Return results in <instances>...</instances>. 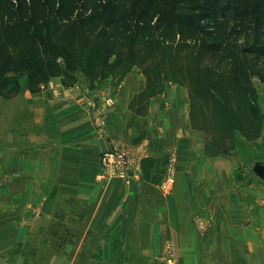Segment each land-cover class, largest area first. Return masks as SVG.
Segmentation results:
<instances>
[{
    "label": "crops",
    "instance_id": "crops-1",
    "mask_svg": "<svg viewBox=\"0 0 264 264\" xmlns=\"http://www.w3.org/2000/svg\"><path fill=\"white\" fill-rule=\"evenodd\" d=\"M133 67L132 70L137 71L138 67ZM114 79L108 76L92 85L87 78L80 77L75 83L64 85L60 76H54L33 95L26 88L11 99L0 95V162L7 165L12 162L14 142H45L39 146V161H46L49 156L48 160L55 164L52 178L56 180L54 189L48 194L56 195V202L58 196H71V202L55 205L54 220L59 227L56 234L62 237L64 226L82 229L80 235L76 229L77 234H71L70 241L87 245L85 254H81L86 259L85 264H165L158 259L163 244L169 240L173 244L183 242L184 228L194 227L191 217L195 212L201 217L207 216L210 209L215 215L219 213L213 223L215 226L223 225V210L241 211L248 218L254 216L251 214L255 211L254 191L246 187L247 191L240 193V188L234 187V180H231L225 202L220 205L216 195L212 198V191L219 190V186L199 188L197 201L201 207L197 208L191 189L182 188L183 192L177 193L174 187L170 189V184L175 182H167L168 188L162 189L170 156L174 154L172 157H175L180 150L189 151L191 144L197 145L204 155H211L204 152V140H191L187 91L181 88L182 85L166 82L163 91L151 96L147 107L139 113L128 104L144 87V80L126 75L114 84ZM175 85L180 86L179 91L175 90ZM92 86L97 89L96 100L100 108L104 106L105 92L111 90L115 96V102L105 112V130L96 129L94 113L91 116L82 107L83 97ZM94 117L96 119V115ZM117 139L137 146V149L134 147L139 169L128 180L119 177L101 179L98 176L100 153ZM30 152V148L23 149L25 158L30 157ZM185 178L190 177L186 175ZM68 184L70 187H66ZM175 195H182V206ZM243 196L248 199L240 202ZM74 199L78 202H73ZM207 201L213 203L210 208L206 206ZM14 210H0V241L15 224ZM31 211L30 204L23 205V227L31 226ZM233 217L237 220L238 214ZM250 223L246 225L245 249L232 251L234 253L225 261L217 255L215 264H264V241L256 238L255 225ZM207 236L215 239L204 238V242L219 241L216 231L208 230ZM203 250L210 251L211 246ZM16 253L17 250L0 249V264H15ZM52 255L48 258L55 261L48 264H65L64 260L70 258L76 259L71 264H78L80 258L76 251L54 250ZM185 262L193 263L192 260Z\"/></svg>",
    "mask_w": 264,
    "mask_h": 264
},
{
    "label": "trees",
    "instance_id": "trees-1",
    "mask_svg": "<svg viewBox=\"0 0 264 264\" xmlns=\"http://www.w3.org/2000/svg\"><path fill=\"white\" fill-rule=\"evenodd\" d=\"M110 1L0 0V95L11 73L37 92L54 76L70 85L80 72L93 81L137 66L145 84L129 108L144 111L166 82L182 85L206 154L231 148L236 129L259 135L264 0H147L137 16L128 0Z\"/></svg>",
    "mask_w": 264,
    "mask_h": 264
},
{
    "label": "rangeland",
    "instance_id": "rangeland-1",
    "mask_svg": "<svg viewBox=\"0 0 264 264\" xmlns=\"http://www.w3.org/2000/svg\"><path fill=\"white\" fill-rule=\"evenodd\" d=\"M113 1L116 2L117 0H111L110 2ZM146 1L147 0H128L127 6L130 8L131 13L134 14V16H137L140 8ZM187 1L191 3L196 2L197 0ZM132 68L134 69V67H131L121 76H112L115 78L113 81L114 84L115 82L119 83L126 75H130L133 78L139 76L145 82V78L140 72V69L138 68L136 71L132 70ZM79 75L81 78L88 79V77L82 72H80ZM10 77L11 80L6 86L4 95H2L7 99H11L12 97H15L16 94H19V92L24 90L23 88H25L26 84V74L24 72L11 73ZM51 79L52 77L49 80ZM98 80L99 79L89 81L94 85ZM114 84L112 83V85ZM175 87V90L179 91L178 89L180 86L175 85ZM51 88H53L52 85ZM181 88H183V86ZM253 88V108L255 112L262 117L263 127L261 126L259 135L254 137L251 135L250 130L243 132L236 129L234 131V147L214 155L206 156L203 152L201 153L197 145L194 146L192 144L189 151H178V153H175V157H172L174 154L170 156L167 165V176L164 182H162L161 188H168L167 182H175L170 184V189L172 190V187H174L173 190L175 189V192L177 193H182V188L191 189L192 197L195 200V206L197 208L201 207L199 205L200 202L198 203L197 201L199 188L203 189L207 186L210 188L213 186H219V190L212 191V198L216 195V199L218 200L217 204L220 205L225 202L226 195L227 193L229 194L230 186H232L231 180H234V187L240 188V193L247 191L246 187H249L254 191L255 201L253 205L255 211L251 212L254 216L248 218L245 216L244 212L241 211L236 212L232 209L228 211L223 210V225L220 226L218 224V226H215L213 223L215 224V217L218 216L219 213L215 215V211L210 209V213H208L207 216L201 217L195 212L191 217L194 227L188 226L184 228L186 231V236H183L184 241L182 242L181 240L180 242H174L173 244V241L169 240L165 241L163 244L158 259L165 264H169L167 258H165V250L168 245L167 242L170 241L171 246L174 249L173 261L176 264H185L186 260H192V264H215V256L217 257V255L223 261L228 260L230 254L234 253L232 251L245 249L246 239L248 238V227H246V225L248 224L249 226L251 224L250 222H253L255 225L256 238L261 240V242L264 241V179H261L252 170V164L255 160H264V82L257 76L253 77ZM183 89L186 90L185 87ZM95 92L97 94V89L95 86H92L86 92L82 100V107L91 116L93 115V112L87 109L86 100L88 95L95 96ZM30 94L33 95V92ZM104 95L106 97H111L114 100L113 103L115 102V96L111 90L105 92ZM20 96H22V93ZM95 103L96 106L99 105L96 99ZM112 104H104V106L100 108V118L103 119V122L100 121L96 114H94L96 115V119L93 115L96 129L105 130L107 123L105 112ZM190 137L193 141L203 142L205 139V133L192 128ZM115 141H123L121 143L128 144L134 150L135 147L137 149L136 145H132L128 141L122 139H117ZM115 141L111 142L108 148L114 145L116 143ZM44 143L45 142H14L15 153L12 162L9 161L8 165L7 163H2L3 161L0 162V210L14 208V212L16 213L15 224H12V229L9 231V234L1 239L0 249H7L10 251L17 250L16 256H18V258L14 260L15 264H48L51 261H55L54 259L50 260L48 258L49 255L50 258L53 257L52 254L54 250L64 253L73 251L79 252L80 258L77 260L78 264H85L86 259H83L81 254H85L87 245L85 243L81 244L70 241L71 234H77L76 229H78V234L80 235L81 228L64 226L62 231L63 236L61 237L60 234H56V230H58L59 227L54 220L55 205L56 203L60 205L62 202H71V196L68 194L65 196H58L56 202V195L48 194L56 185L55 178H52L55 164L48 160L49 156H47L46 161H39V146L44 145ZM49 144L52 145L53 143L49 142ZM24 148L31 149L30 154H28V156L30 155L29 158H25L23 155ZM179 155V161L182 160L184 163H179ZM6 166L9 167V169H7ZM187 173L191 175H188ZM46 174L52 175L45 177ZM176 174L177 180L175 181ZM186 175L190 178L184 179ZM215 179H218V182ZM66 187H70V184ZM174 197L176 200L178 198V201L182 206L183 202L180 199L182 195H175ZM247 199L248 196H243L239 201L241 202ZM73 202L78 201H75L74 199ZM24 204H30L32 209L30 214V227H23L22 225L23 223L21 220L23 218ZM211 204H213L211 201L206 202V206L209 208ZM235 214H238L237 220L233 219ZM208 230H213V233L216 231L219 241L215 243L212 241V244L204 242L206 241L204 238H208ZM56 235L63 240L60 241L56 239ZM197 235H199L200 238ZM212 239H215L214 236L208 238V240ZM12 241L15 242L12 243ZM210 246V251L203 250ZM21 251H24V253L21 254ZM75 260L76 259L71 260L70 258L64 260V262L65 264H71Z\"/></svg>",
    "mask_w": 264,
    "mask_h": 264
},
{
    "label": "built area",
    "instance_id": "built-area-1",
    "mask_svg": "<svg viewBox=\"0 0 264 264\" xmlns=\"http://www.w3.org/2000/svg\"><path fill=\"white\" fill-rule=\"evenodd\" d=\"M95 96L88 95L86 100L87 109L92 111L100 121V107L96 106ZM113 99L109 96H104L103 103L105 105H110L113 103ZM116 143L110 148L103 150L99 158V172L98 176L101 179H111L114 177L124 178L128 180L130 176L135 175L139 168V161L136 157L135 150L126 143H121L123 141H115ZM171 178V177H170ZM167 247L165 250V258H167L169 264H176L174 259V249L170 242H167Z\"/></svg>",
    "mask_w": 264,
    "mask_h": 264
},
{
    "label": "water",
    "instance_id": "water-1",
    "mask_svg": "<svg viewBox=\"0 0 264 264\" xmlns=\"http://www.w3.org/2000/svg\"><path fill=\"white\" fill-rule=\"evenodd\" d=\"M252 170L264 179V160H255L252 164Z\"/></svg>",
    "mask_w": 264,
    "mask_h": 264
}]
</instances>
